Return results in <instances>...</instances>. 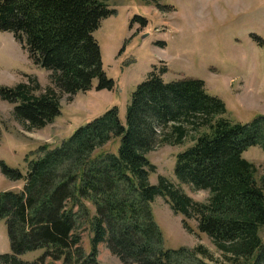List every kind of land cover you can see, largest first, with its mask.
<instances>
[{
	"label": "trees",
	"instance_id": "obj_1",
	"mask_svg": "<svg viewBox=\"0 0 264 264\" xmlns=\"http://www.w3.org/2000/svg\"><path fill=\"white\" fill-rule=\"evenodd\" d=\"M112 14L102 0H0V31L24 44L31 59L53 72L56 86L67 94L114 88L104 71L101 48L94 37ZM259 41H264L254 36ZM166 66L153 65L127 107L125 123L117 107L75 130L60 146L38 149L25 157L26 174L1 162V172L23 180L21 192H0V220H6L11 253L0 264H101L98 247L106 243L123 263L208 264L203 247H164L163 231L152 204L162 197L176 215L195 219L233 264H264V175L244 153L264 149V115L248 123L226 118V104L211 95L200 79L166 82ZM21 83L0 87V96L15 105L14 116L29 128L42 129L61 114L54 91L37 96ZM194 133L195 135L191 134ZM193 144L176 156L180 184L208 192L195 201L164 177L150 182L156 166L148 158L162 144ZM120 139L117 153L99 151ZM105 149V148H104ZM90 202L95 214L85 205ZM91 232L90 251L78 232ZM44 250L34 262L25 253ZM201 256L202 258H198Z\"/></svg>",
	"mask_w": 264,
	"mask_h": 264
},
{
	"label": "rangeland",
	"instance_id": "obj_2",
	"mask_svg": "<svg viewBox=\"0 0 264 264\" xmlns=\"http://www.w3.org/2000/svg\"><path fill=\"white\" fill-rule=\"evenodd\" d=\"M112 11L94 32L102 53L103 68L114 81V88L72 95L63 93L53 79V72L33 62L24 44L14 35L0 31V87L12 88L24 83L34 88L37 96L52 90L59 99L61 114L42 129L29 128L14 116L15 105L0 96V163L28 170L25 157L36 159L38 149L56 148L81 126L117 107L125 123L127 107L138 85L145 81L153 65L166 66V82L200 79L208 92L226 104V118L248 123L264 115V0H102ZM195 135L194 133H191ZM190 135L183 144H162L149 153L156 166L150 182L157 184L164 177L179 186L192 199L204 202L208 192L180 184L174 173L176 156L190 147ZM120 139L113 140L102 150L117 153ZM244 157L257 168L256 179L264 175V149L251 147ZM23 180L13 181L1 172L0 192H21ZM85 205L90 217L95 214L90 202ZM157 223L163 231L164 247L177 249L203 247L210 259L208 264H233L216 247L213 240L197 229L195 219L183 224L184 217L176 215L164 198L152 204ZM78 232L82 246L90 251L91 232L85 222ZM264 240V228L261 230ZM101 264H126L112 254L108 245L98 247ZM11 247L6 220H0V254H10ZM44 250L20 256L34 262ZM202 258L201 256H197ZM47 259L45 264H50ZM134 264V263H129Z\"/></svg>",
	"mask_w": 264,
	"mask_h": 264
}]
</instances>
